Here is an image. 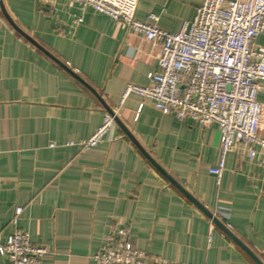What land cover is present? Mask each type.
<instances>
[{
    "label": "crops",
    "instance_id": "0c3cea01",
    "mask_svg": "<svg viewBox=\"0 0 264 264\" xmlns=\"http://www.w3.org/2000/svg\"><path fill=\"white\" fill-rule=\"evenodd\" d=\"M201 2L139 0L135 17L152 23L154 12L159 26L176 32ZM256 42L264 46V35ZM161 49V42L72 0H0V244L21 205L16 227L49 249L39 264H98L92 255L119 229L153 258L259 264L143 148L264 262L261 146L252 145V158L237 142L219 183L209 170L220 162L216 123L178 119L138 93L122 102L128 84H150ZM259 99L264 103V90ZM109 109L120 123L82 150L76 143ZM0 264L13 263L0 252Z\"/></svg>",
    "mask_w": 264,
    "mask_h": 264
},
{
    "label": "built area",
    "instance_id": "2783aa9c",
    "mask_svg": "<svg viewBox=\"0 0 264 264\" xmlns=\"http://www.w3.org/2000/svg\"><path fill=\"white\" fill-rule=\"evenodd\" d=\"M92 7L125 27L161 42L158 71L148 73L150 84H128L122 102L131 94L150 97L163 113L178 119H193L199 125L216 123L221 132L220 162L210 172L220 183L227 155L236 143L253 158L258 144L264 153V136L259 134L264 103V46L256 42L264 35V0H202L192 20L179 31L135 17L139 0H72ZM117 112H107L94 133L76 143L90 151L116 123ZM56 145L55 143L51 144ZM23 206L18 205L11 223L15 226L0 252L13 264H39L49 252L33 243L29 231L16 227ZM92 258L98 264H179L153 258L134 245L125 229L112 230L105 245ZM207 264V263H204Z\"/></svg>",
    "mask_w": 264,
    "mask_h": 264
},
{
    "label": "water",
    "instance_id": "95a60500",
    "mask_svg": "<svg viewBox=\"0 0 264 264\" xmlns=\"http://www.w3.org/2000/svg\"><path fill=\"white\" fill-rule=\"evenodd\" d=\"M110 112H112V109H109ZM116 121L118 123H120V119L118 118V116L116 117ZM127 133H129L127 131ZM129 136L135 141V139L133 138V136H131V134H129ZM140 147V146H139ZM141 148V147H140ZM141 150L143 151V153L150 159V161H152V163L170 180L172 181V183H174L175 185H177L194 203H196L205 213H207V215H209V217L211 218V220L215 223H217L218 225H220L227 233H229V235L232 236L233 239H235V241H237L242 247H244V249H246L249 254L259 263V264H264V262L262 260H260L243 242H241L231 231L230 228L224 224L212 211L208 210L204 205H202L197 199H195L188 191H186L184 189L183 186H181L174 178H172L160 165H158L155 160H153V158L143 149L141 148Z\"/></svg>",
    "mask_w": 264,
    "mask_h": 264
}]
</instances>
